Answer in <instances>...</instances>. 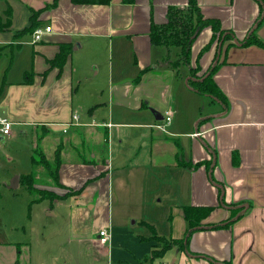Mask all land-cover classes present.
<instances>
[{
  "label": "crops",
  "instance_id": "0c3cea01",
  "mask_svg": "<svg viewBox=\"0 0 264 264\" xmlns=\"http://www.w3.org/2000/svg\"><path fill=\"white\" fill-rule=\"evenodd\" d=\"M197 1L205 18L219 20L222 29L235 38L212 42L211 27L203 28L191 45L190 66L176 70L168 55L178 56V50L152 45L150 30L152 22H167L170 7L185 8L189 0H110L107 4L0 0L3 22L11 11L10 26L0 31V51L11 50V64L15 37L21 38L30 27L52 28L33 44L31 65H25L23 79L1 82L0 115L12 122L10 136L16 134L13 129L34 132L30 160L37 179L42 180L40 173L46 169H34L36 153L52 164L60 149L58 174L65 188L53 186L50 178L37 187L61 196L69 190L78 192L56 202L70 199L73 238L93 244L102 256L108 246L110 264H138L152 256L157 244L152 233L136 234L129 228L136 221L130 225L127 218L114 225L111 200L112 192L119 189L135 194L137 186L156 173L177 176L171 180L176 191L169 199L168 230L158 233L154 228L159 236L185 238V206L213 207L204 226L228 221L230 225L198 230L186 248H171L146 264H264V48L242 46L256 27L260 3ZM256 34L264 42V22ZM62 45L70 53L58 68L51 62ZM197 65L198 76L217 65L213 79L221 99L189 86V68ZM201 97L210 101L205 116L202 104H196ZM153 111L162 119L156 120ZM167 113L169 123L165 122ZM76 114L79 117L74 121ZM68 132V137L61 136ZM85 132L93 140L110 144L108 162L90 155ZM128 133L139 137L134 141ZM44 140L52 146L51 156L41 150ZM71 149L76 151V160ZM205 161L211 162L210 169L184 166ZM9 185L8 189L15 190ZM88 201L95 203L90 206ZM95 208L107 215L98 216L91 230L88 219L93 224V217L87 210ZM145 225L149 228L150 224ZM15 226L0 212V264H20L16 252L20 247L26 250L25 264H47L45 254L36 256L31 246L8 236L7 228ZM106 227L110 241L103 245L97 234Z\"/></svg>",
  "mask_w": 264,
  "mask_h": 264
},
{
  "label": "rangeland",
  "instance_id": "374dc122",
  "mask_svg": "<svg viewBox=\"0 0 264 264\" xmlns=\"http://www.w3.org/2000/svg\"><path fill=\"white\" fill-rule=\"evenodd\" d=\"M14 41L15 47L12 64L11 50L5 49L2 52L0 51V90L1 82L7 83L11 80V77L23 79L25 65H31L32 47L34 44L32 34L26 31L21 38L15 37ZM18 45H20V47H18ZM177 59L178 57L172 52L171 62ZM182 66L184 65H181L180 68ZM207 73L208 72H206V75ZM209 102L207 97L196 99V104H202L204 107V109H201L203 116H205L206 111L209 109ZM98 130L100 131L102 129L98 128ZM12 131L16 134L7 136L5 139H2L0 135V208L2 207L0 212L5 215L8 222H14V224L17 225L14 228H7L8 236L11 239H15L17 242L31 246L32 252L36 256L45 254L44 258L47 264H110V258L106 254L108 246L102 249L104 255L102 256L93 244L79 243L73 238L70 232L72 222L70 217L72 213L70 199L63 203L56 201L51 202L46 199L30 207L31 197L23 186H19L15 190L7 188L15 176L28 175L32 172L30 158L35 134L32 130H27L25 134L16 132L14 129ZM86 134L89 138H86ZM86 134H84V140L89 145L87 147L88 151L91 149L90 155L93 156L95 154L97 157L102 156L108 162L110 159V144L103 142L100 138L99 140H93L88 133ZM61 136L68 137L69 132L61 134ZM128 136L132 137L134 141L139 137L138 134L134 133H128ZM115 139L116 142L120 141V138ZM141 143L144 147L145 145L143 143L145 142L142 141ZM124 146H129L128 142H125ZM41 150L48 156L52 154V146L47 140L42 142ZM142 152L146 153L144 149ZM70 153L72 159L76 160V151L71 149ZM37 158H39V156H37ZM51 160L52 159H50V161ZM40 174L42 180L37 179V183L45 185V181L49 178L47 170ZM173 177L176 178L177 176H172L171 173L170 175L156 173L146 180L145 183L142 182V184L137 186L135 194L134 192L123 194L119 188L118 192L113 191L111 203L113 213L115 214V217H113L114 225H119L122 218H127L125 221L130 225L133 221H136L132 227H129L136 234L144 233L148 235L152 233L149 228H146L147 225L145 224L153 226L158 230V233L163 231L166 233L169 224L167 222V217L172 209L171 204H169V199L173 197L176 191L175 185L171 184ZM67 195H74V191L69 190ZM93 203L95 202L90 203L88 201L90 206ZM97 208L87 210L93 217V224H91L92 219H88L90 221L89 229L91 230H95L98 216H103L105 218L107 215L106 212H101L99 214ZM49 213L53 215L49 216ZM105 229L110 232L108 227ZM98 235L99 232L97 236ZM156 245L162 246V243L157 242ZM16 252L18 262L20 264H25L26 250H21L20 247V249L17 248Z\"/></svg>",
  "mask_w": 264,
  "mask_h": 264
},
{
  "label": "trees",
  "instance_id": "16d2710c",
  "mask_svg": "<svg viewBox=\"0 0 264 264\" xmlns=\"http://www.w3.org/2000/svg\"><path fill=\"white\" fill-rule=\"evenodd\" d=\"M77 3L84 4H107L110 0H76ZM260 3V15L256 22V27L250 35L242 42V46L257 45L264 48V42L257 36L256 32L261 24L264 22V0H258ZM6 21H2L0 17V31L8 28L11 24V11L8 9L6 14ZM205 27H211L212 29V39L219 41H228L234 39V34L232 32L222 29L221 23L217 19L205 18L198 6L197 0H189V4L185 8L170 7L167 12V22L165 24H156L152 22L150 30V39L152 45L166 47L168 50H178V59L171 62V67L174 69H179L181 65L190 66V48L194 40L198 37L199 33ZM35 27H30L27 32L34 31ZM207 48L209 47L206 46ZM205 47V48H206ZM204 48V49H205ZM206 48V49H207ZM70 53V49L66 45L61 46L60 53L57 55L51 65L61 68L67 55ZM170 54L168 55V61H171ZM169 61V62H170ZM217 69V65L211 67L206 75L198 76L200 72V67L197 65L196 68H189L188 76L190 77L189 86L199 94L209 95L212 97L220 98V90L216 83L214 82L213 75ZM221 99V98H220ZM39 152V151H38ZM33 158L34 166L44 167L47 170L48 177L51 179L53 186L59 188H65L59 181V168L61 167V157L60 149L58 148L55 153V160L51 164L48 162L47 158L39 153ZM39 156V158H37ZM205 165L206 168L210 169L211 162L205 161L200 162L195 165L184 164L189 169H195L200 166ZM21 185L26 188L31 197L30 205L35 203H41L42 201L48 199L51 202L56 200H65L71 195H59L46 189H39L37 187L36 173H31L28 175L20 176ZM78 193V192H77ZM74 193V194H77ZM213 207H195V206H185L183 207L184 218L188 224L186 231V236L182 240H172L166 239L159 236L154 227L148 225L152 231L151 238L153 241L161 242L162 246L154 245L152 250V256L146 258L143 262L138 264L152 263L156 259H160L163 255L171 248H178L182 250L186 248L190 240L191 235L205 228L221 229L226 228L230 225V221L224 222L219 225L204 226L203 221L211 214Z\"/></svg>",
  "mask_w": 264,
  "mask_h": 264
},
{
  "label": "built area",
  "instance_id": "2783aa9c",
  "mask_svg": "<svg viewBox=\"0 0 264 264\" xmlns=\"http://www.w3.org/2000/svg\"><path fill=\"white\" fill-rule=\"evenodd\" d=\"M51 26H47L45 28L39 27L36 28L33 32V41L34 43H38L43 40L44 35L46 33L51 32ZM78 119L77 115L73 116V120L76 121ZM171 120V115L167 113V117L165 118V122L169 123ZM12 128V122L9 118L0 115V132H2L5 136H10ZM99 241L101 244L105 245L110 241V233L108 230L103 229L99 232Z\"/></svg>",
  "mask_w": 264,
  "mask_h": 264
},
{
  "label": "water",
  "instance_id": "95a60500",
  "mask_svg": "<svg viewBox=\"0 0 264 264\" xmlns=\"http://www.w3.org/2000/svg\"><path fill=\"white\" fill-rule=\"evenodd\" d=\"M153 113H154V115H155V117H156V120H161V119H162V117L160 116V114H158V113H156V112H154V111H153ZM18 186H19V178H18V176H15V177L11 180L10 185H9V188H11V189H16ZM133 223H134V222H133Z\"/></svg>",
  "mask_w": 264,
  "mask_h": 264
},
{
  "label": "bare ground",
  "instance_id": "6f19581e",
  "mask_svg": "<svg viewBox=\"0 0 264 264\" xmlns=\"http://www.w3.org/2000/svg\"><path fill=\"white\" fill-rule=\"evenodd\" d=\"M34 32V31H33ZM32 35H33V33H32ZM41 42V41H40ZM2 133V132H1ZM2 137H7V136H5L3 133H2Z\"/></svg>",
  "mask_w": 264,
  "mask_h": 264
}]
</instances>
